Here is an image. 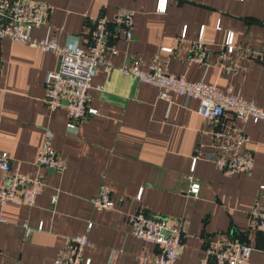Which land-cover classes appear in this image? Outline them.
<instances>
[{"label":"crops","instance_id":"0c3cea01","mask_svg":"<svg viewBox=\"0 0 264 264\" xmlns=\"http://www.w3.org/2000/svg\"><path fill=\"white\" fill-rule=\"evenodd\" d=\"M46 1L52 9L33 36L84 45L94 20L105 15L107 43L116 52L107 54L111 69L99 66L88 89L87 105L97 113L71 130L67 105L49 109L44 101L45 75L57 68L58 54L0 38V150L9 154L12 171L38 173L45 181L33 205H0V264H55L67 238L83 232L89 220L91 244L83 257L90 264H154L156 244L130 233L126 214L140 209L181 224L177 264H198L207 246L231 239L253 247L241 264H262L263 236L249 226V210L264 207L263 121L243 122L228 111L206 120L195 97L175 91L161 97L157 85L125 75L121 66L140 60L147 68L158 55L170 72L223 90L232 86L264 107V64L254 54L264 50V0H167L164 10L158 0ZM119 10L133 12L130 38L113 21ZM229 32L234 49L222 55ZM199 51L205 53L202 61L191 59ZM231 61L239 65L236 72L223 66ZM46 127L65 160L62 170L35 163ZM217 132L249 135L248 143L226 153L254 149L250 173L217 169L210 156L231 143ZM194 157L197 197L186 192ZM101 183L111 189L113 208L93 206Z\"/></svg>","mask_w":264,"mask_h":264},{"label":"built area","instance_id":"2783aa9c","mask_svg":"<svg viewBox=\"0 0 264 264\" xmlns=\"http://www.w3.org/2000/svg\"><path fill=\"white\" fill-rule=\"evenodd\" d=\"M167 0H158V8L164 10ZM52 9L46 0H0V38L7 36L15 42H25L43 50L55 51L59 56L56 69L47 71L45 75L44 101L49 109H55L66 104L69 120L68 129L76 128L77 120L87 114H96L97 109L89 107L88 89L92 77L99 66L104 70L111 69L108 53L116 52V47L107 43L108 20L105 15H100L94 20V25L84 45L79 43L59 44L55 39L38 38L31 34V30L47 21ZM114 23L120 26L126 38L132 34L133 12L119 10L114 16ZM172 50V47H162ZM224 51L231 54L234 49L233 33H227L222 43ZM257 59L264 64V50L255 51ZM204 51L197 52L191 59L202 61ZM140 60H132L121 66L125 75L136 80L149 82L159 87V95L168 98L172 91L198 99L197 111L206 120L219 119L226 111L233 113L243 122L248 120L264 123V107L258 105L254 99L243 97L229 86L221 89L214 82L204 80H189L184 74L170 72L162 65L158 55H154L147 68H141ZM228 72H236L239 65L231 61L223 65ZM220 138L230 139L231 143L223 142L220 153H213L210 159L217 169L226 174L250 173L254 165V149L243 150L233 155L226 153L230 147H239L250 141L245 133L217 132ZM54 132L50 127L44 130L42 144L38 150L35 163L55 170L65 167V160L52 144ZM194 157L190 171L185 176L187 182L186 192L197 197L200 191V181L193 174L195 167ZM0 205L7 202L24 203L33 205L36 196L45 186V181L37 173L30 175L20 171H12L10 156L0 150ZM260 187L264 189V184ZM142 188L137 197L140 198ZM56 200V195L52 196ZM96 209H110L115 205L111 197V189L107 183H101L97 193L92 199ZM131 225L130 233L138 238L154 242L156 251L151 257L154 264H177L178 256L183 247V232L179 222L168 217L155 216L145 210H136L126 214ZM92 221L86 223L81 233H76L67 238L63 248L54 258L55 264H90V258L83 257L86 246L91 244L88 232ZM249 226L260 231L263 236L264 251V207L255 206L249 210ZM42 227V223L38 224ZM253 250L252 245L239 239H231L216 246H207L198 264H241L249 259ZM264 264V262L262 263Z\"/></svg>","mask_w":264,"mask_h":264}]
</instances>
